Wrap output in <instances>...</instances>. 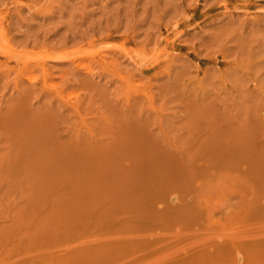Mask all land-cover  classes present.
<instances>
[{
	"label": "rangeland",
	"instance_id": "1",
	"mask_svg": "<svg viewBox=\"0 0 264 264\" xmlns=\"http://www.w3.org/2000/svg\"><path fill=\"white\" fill-rule=\"evenodd\" d=\"M0 32V264H264V0H0Z\"/></svg>",
	"mask_w": 264,
	"mask_h": 264
},
{
	"label": "bare ground",
	"instance_id": "2",
	"mask_svg": "<svg viewBox=\"0 0 264 264\" xmlns=\"http://www.w3.org/2000/svg\"><path fill=\"white\" fill-rule=\"evenodd\" d=\"M1 33V32H0ZM3 44V43H2ZM1 46V45H0ZM0 48H2V47H0ZM2 51V53H3V50H1ZM4 52H6V51H4ZM91 55V54H90ZM2 61V60H1ZM4 62V61H3ZM6 62V61H5ZM218 221V220H217ZM222 222V221H221ZM236 230V229H235ZM216 238L218 237V236H215ZM223 237V236H222Z\"/></svg>",
	"mask_w": 264,
	"mask_h": 264
}]
</instances>
